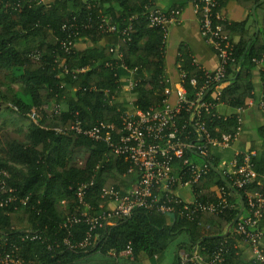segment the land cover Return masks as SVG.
<instances>
[{"label":"trees","instance_id":"1","mask_svg":"<svg viewBox=\"0 0 264 264\" xmlns=\"http://www.w3.org/2000/svg\"><path fill=\"white\" fill-rule=\"evenodd\" d=\"M227 1L218 0L217 9L220 11ZM234 1L249 15L241 22H217L219 35L224 38L221 47L230 48L233 59L223 64L221 83L227 85L216 98V84L212 83L202 97L205 102L224 104L233 110L229 116L217 115L214 108L201 111L206 131L218 140L224 134L238 132L236 110L245 108L246 99L253 97L256 88L252 71L264 61V0ZM155 11L164 18L169 15L154 0H0V70L11 71L23 85L11 100L13 109L24 114L33 107L39 109L41 91L47 102L67 105L66 110L50 114L39 110L37 122L32 121L28 127L26 140H10L2 150L0 180L5 182L7 192L0 195L1 259L8 256L20 264H152L150 259L184 234L186 241L176 246L172 264H180L181 251H197L203 264H208L217 248L223 251L219 264H262L241 257L236 242L243 239L231 229L239 215L250 217L248 194L264 193V160L255 156L249 155V163L257 177L238 187L240 174L220 169L210 151L203 156L195 150H185L183 158H199L209 166L204 179L194 186L195 197L201 202L217 201V189L222 188L235 202L234 209H225L218 216L199 215L188 220L180 215L179 202L174 203L172 216L137 207L124 221L95 230L84 249L78 244L88 234V225L63 224L67 215H77L81 210L75 196L77 184L93 182L86 201L96 209L98 204L108 203L100 197L102 188L126 192L137 179L134 176L128 180L131 164L127 157L113 155L105 142L92 141L76 133L72 126L79 123L84 131L100 122L112 123L111 138L118 142L124 134L120 104L116 102L124 88L119 67L133 73L136 84L129 91V100L136 109L164 107V90L168 87L164 59L167 25L151 23ZM197 14L198 18L202 16L201 9ZM68 39L73 43L69 53L63 49ZM80 42L87 43L84 50L77 49ZM176 62L179 72L184 73L181 85L186 96L194 100L206 81V72L196 64L185 44L179 46ZM260 75L264 109V70ZM0 99H4L1 93ZM193 121V112L179 113L176 123L181 136L190 143L203 142ZM258 132L264 138V126ZM182 159L174 161L177 171L186 168ZM243 165L244 155H237L236 168ZM15 166L24 171L16 174ZM187 179L188 173L183 181ZM8 195L15 200L4 203ZM59 203L65 210L57 209ZM18 210L26 215L29 230L17 229L11 223V214ZM262 211L264 215V208ZM258 247L264 253L262 232ZM126 249L129 254L123 255Z\"/></svg>","mask_w":264,"mask_h":264},{"label":"built area","instance_id":"2","mask_svg":"<svg viewBox=\"0 0 264 264\" xmlns=\"http://www.w3.org/2000/svg\"><path fill=\"white\" fill-rule=\"evenodd\" d=\"M193 3L197 12L199 9L202 11V16L199 18V28L203 40L217 51L216 56L218 58L217 69L213 72H206V81L196 92L195 99L187 98L186 91L181 85L184 73L179 72L180 83L176 89L177 97L174 105H169L166 99L164 107L160 109L140 111L135 108L133 112L120 111L121 127L124 134L120 136L118 142L114 143L111 138L112 123L100 122L84 131L79 127V123L72 126L76 133H82L92 141L105 142L113 155L127 157L131 164L128 175L136 176L137 178L131 183L126 192H121L114 188H102L100 197L106 199L108 203L106 205L98 204L96 209L86 201V196L90 193L93 182L77 184L75 196L81 210L77 215H67L63 224L66 226L67 223L77 224L84 222L88 225V234L78 244L80 248H86L95 230L102 227H110L117 222L124 221L130 217L133 210L137 207L153 208L168 216H172L176 210L174 203L179 202L182 203L179 211L180 215L185 216L188 220H192L199 215L218 216L223 210L236 207L235 202L230 198V194L222 188L217 189V201H199L195 197L194 186L197 182L204 179L209 171V166L203 160L197 163L183 158L186 149L195 150L200 155L205 156L212 148L227 145L238 133L234 135L224 134L220 140L212 138L206 131L201 119V111L203 109H212L217 105L203 101V92L212 83H215L213 90L216 98H218L222 90L219 87L223 84L221 83V79L224 77L223 64L226 61H233V59L230 56V48L221 47L222 39L224 38L219 35L220 25L217 22L224 19L221 12L217 9L218 0H197ZM155 12L156 16L152 17L151 23L166 24V18L160 15L158 11ZM72 47L71 39L63 42L65 52L69 53ZM192 83L194 84V81ZM135 84L136 82L132 79L128 83V88H133ZM183 110L193 112L194 127L199 131L203 142L196 140L190 143L186 141V137L181 136L182 132L176 123V118ZM59 111H61L60 104L55 105L53 112ZM38 113V109L33 107L29 110L28 116L35 121L38 118ZM176 159H182V163L186 165L184 170L177 171L174 168ZM187 173L188 179L183 181V176ZM236 173L241 176L236 180L238 187L257 177L256 172L249 163V155L244 156V165ZM261 177L264 179V172ZM178 185H185L190 188L191 198L189 200H182L174 194V190ZM5 192H7L6 184L3 180H0V195ZM14 200L15 197L13 195H8L3 202L7 203V201ZM247 207L250 217H246L243 214L239 215L238 220L231 229L250 246L252 259L264 264V253L258 247L261 232L254 227L257 226V222L263 216L264 193L248 194ZM246 227H250L251 230H247ZM26 237H28V234ZM30 237L32 239L35 238V236ZM122 254H129V249H126ZM179 259L180 264H203L204 261L197 251L191 254L181 251ZM222 260L223 251L221 248H217L208 264H219ZM0 261L20 264L8 256L3 259L0 258Z\"/></svg>","mask_w":264,"mask_h":264},{"label":"crops","instance_id":"3","mask_svg":"<svg viewBox=\"0 0 264 264\" xmlns=\"http://www.w3.org/2000/svg\"><path fill=\"white\" fill-rule=\"evenodd\" d=\"M155 5L164 13H169L166 18L167 31L165 34V70L167 76L168 87L164 92L167 94V103L174 105L177 97V87L180 83L179 70L177 67L178 49L181 44H185L193 55V59L205 72H213L218 67V58L211 46L204 40L199 28V18L191 0H154ZM178 8L179 10H174ZM168 10V11H166ZM224 20L241 22L244 21L249 12L234 0L227 1L220 9ZM87 46L86 42L77 44L78 50H84ZM264 70V61L258 62L252 71L254 86L256 91L253 97L246 99V107L237 109L240 128L237 135L225 146L214 147L210 154L219 162V168L224 169L226 173H235L237 155H250L258 159L264 160V138L259 137L258 129L264 126V109L262 108L260 94V74ZM120 82L123 83V91L121 96L116 99L120 104V111L133 112L135 107L129 100L128 83L132 80V72L119 67ZM227 83L221 84L219 89H223ZM218 89V90H219ZM67 105L60 104V110H66ZM217 115L229 116L233 113L230 107L224 104H217L214 108ZM202 159L195 158L194 162H201ZM212 189H215L213 186ZM174 194L182 199L189 200L191 198L190 188L185 185H178L174 190ZM257 226L261 229L262 238L264 239V215L257 222ZM186 241L184 234L179 235L170 245L172 246V256H174L176 246ZM169 246V245H168ZM236 247L242 254L244 260L252 259L250 246L244 240L236 242ZM167 249V248H166ZM165 249V250H166ZM165 252V251H164ZM163 253L157 255L153 260L155 264H165L161 261Z\"/></svg>","mask_w":264,"mask_h":264},{"label":"rangeland","instance_id":"4","mask_svg":"<svg viewBox=\"0 0 264 264\" xmlns=\"http://www.w3.org/2000/svg\"><path fill=\"white\" fill-rule=\"evenodd\" d=\"M22 89V83L12 74L11 71L0 70V93L4 95V99H0V157H4L2 150L5 147L6 142L10 140L24 142L26 140L28 127L33 121L29 118L28 113H20L13 109L14 106L11 100L16 98L17 94L20 93ZM44 94V91H41L42 103L38 112L40 110V112L42 111L50 114L55 110V104L47 102ZM37 119L33 122H37ZM15 169L18 171L15 172L16 174H20L24 171V168L21 166H15ZM8 175V173H3L5 178H7ZM131 178H133L132 175L129 176L128 180ZM56 206L59 211L65 210V206L62 203H59ZM11 223L17 229L29 230L27 217L22 210H18L11 214ZM173 249L174 248L169 244L162 256V262L165 264H172ZM121 257L124 258L123 256ZM150 262L155 264V260L150 259L149 263Z\"/></svg>","mask_w":264,"mask_h":264}]
</instances>
